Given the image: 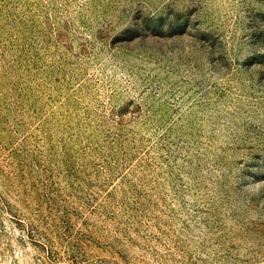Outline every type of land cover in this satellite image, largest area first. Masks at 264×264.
Listing matches in <instances>:
<instances>
[{
    "label": "rangeland",
    "instance_id": "obj_1",
    "mask_svg": "<svg viewBox=\"0 0 264 264\" xmlns=\"http://www.w3.org/2000/svg\"><path fill=\"white\" fill-rule=\"evenodd\" d=\"M0 264H264V0H0Z\"/></svg>",
    "mask_w": 264,
    "mask_h": 264
}]
</instances>
